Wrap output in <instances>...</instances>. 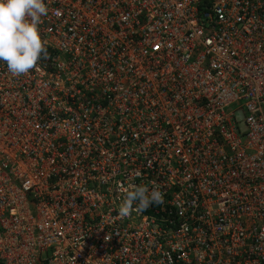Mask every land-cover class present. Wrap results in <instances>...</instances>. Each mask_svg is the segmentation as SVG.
<instances>
[{
  "label": "built area",
  "instance_id": "1",
  "mask_svg": "<svg viewBox=\"0 0 264 264\" xmlns=\"http://www.w3.org/2000/svg\"><path fill=\"white\" fill-rule=\"evenodd\" d=\"M45 2L47 59L0 62V264H264V0Z\"/></svg>",
  "mask_w": 264,
  "mask_h": 264
},
{
  "label": "clouds",
  "instance_id": "2",
  "mask_svg": "<svg viewBox=\"0 0 264 264\" xmlns=\"http://www.w3.org/2000/svg\"><path fill=\"white\" fill-rule=\"evenodd\" d=\"M48 14L45 0H0V62L6 63L13 76L27 74L40 59H47L40 24ZM163 198L155 184L131 185L124 190L119 215L147 210L163 203Z\"/></svg>",
  "mask_w": 264,
  "mask_h": 264
}]
</instances>
